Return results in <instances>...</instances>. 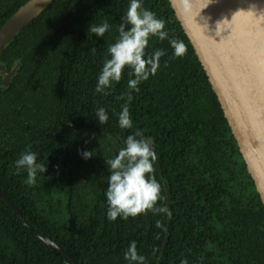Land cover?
<instances>
[{"label":"trees","instance_id":"16d2710c","mask_svg":"<svg viewBox=\"0 0 264 264\" xmlns=\"http://www.w3.org/2000/svg\"><path fill=\"white\" fill-rule=\"evenodd\" d=\"M28 1L0 0V29ZM130 2L53 0L0 55L7 72L18 65L7 86L0 76V191L36 234L67 254L36 237L0 197V264H129L124 253L131 241L146 264H264V207L168 0H141L166 21L169 39L149 40L146 54H166L157 73L131 93L133 128L118 124L130 69L108 95L95 92ZM104 21L110 29L103 37L89 32ZM172 38L184 42V54H174ZM122 94L125 100H117ZM100 107L109 116L105 124L96 115ZM135 131L152 140L163 186L158 205L172 212L170 220L151 212L107 218L106 160ZM26 150L47 169L34 185L25 183L26 169L17 174L15 166ZM84 151L95 155L84 159ZM154 248L160 251L153 254Z\"/></svg>","mask_w":264,"mask_h":264},{"label":"water","instance_id":"95a60500","mask_svg":"<svg viewBox=\"0 0 264 264\" xmlns=\"http://www.w3.org/2000/svg\"><path fill=\"white\" fill-rule=\"evenodd\" d=\"M53 0H29L0 29V55L17 33ZM201 64L264 207V0H168ZM0 63L5 86L17 71ZM82 184V181L79 182ZM167 205L170 193L163 181ZM23 225L49 248L0 191ZM72 260V259H71ZM75 264V263H74Z\"/></svg>","mask_w":264,"mask_h":264},{"label":"clouds","instance_id":"9594fccd","mask_svg":"<svg viewBox=\"0 0 264 264\" xmlns=\"http://www.w3.org/2000/svg\"><path fill=\"white\" fill-rule=\"evenodd\" d=\"M109 29V23L104 21L102 24L92 23L89 32L97 37H103ZM152 37H157L161 41L169 39L166 21L157 18L154 12L145 9L141 0H131L126 15L119 25L118 38L108 48L110 58L105 59L95 88L96 93L108 95L109 92L106 90L110 89L113 83L121 81L126 68L130 69L127 102L121 105L118 118L119 127L122 129L133 128L129 109V103L133 98L131 93H138L139 85L157 73L160 59L166 54L162 49L155 50L151 55L146 54L149 40ZM169 43L176 56L185 53L186 46L183 41L172 38ZM116 99L125 100V95L117 96ZM96 115L99 124L107 123L109 116L105 108H98ZM124 145L114 158L106 160L110 173L105 194L108 203V220L115 221L118 217L127 220L129 217L134 218L148 212L154 215L166 214L170 220L172 212L167 207L158 205V202L163 200L161 194L163 186L155 176L154 165L158 157L153 149L151 138L144 137L143 132L135 131L127 135ZM94 155V152H82L84 159H90ZM37 159V153L26 150L15 161L17 174L26 169L25 183L28 185L36 183L38 172L44 174L47 171L45 163H38ZM155 226L163 228L162 221L156 220ZM159 251V248H154L153 254ZM124 259L129 264H146V257L137 251L136 241H131L124 253ZM181 264H188V262L182 260Z\"/></svg>","mask_w":264,"mask_h":264}]
</instances>
